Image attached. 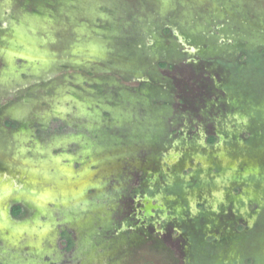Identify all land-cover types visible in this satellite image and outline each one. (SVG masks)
Here are the masks:
<instances>
[{"label": "rangeland", "instance_id": "1", "mask_svg": "<svg viewBox=\"0 0 264 264\" xmlns=\"http://www.w3.org/2000/svg\"><path fill=\"white\" fill-rule=\"evenodd\" d=\"M0 264H264V0H0Z\"/></svg>", "mask_w": 264, "mask_h": 264}, {"label": "trees", "instance_id": "2", "mask_svg": "<svg viewBox=\"0 0 264 264\" xmlns=\"http://www.w3.org/2000/svg\"><path fill=\"white\" fill-rule=\"evenodd\" d=\"M18 211H19L18 207L13 208V212L14 213H18ZM70 245H71V243H69L67 247H69Z\"/></svg>", "mask_w": 264, "mask_h": 264}, {"label": "flooded vegetation", "instance_id": "3", "mask_svg": "<svg viewBox=\"0 0 264 264\" xmlns=\"http://www.w3.org/2000/svg\"><path fill=\"white\" fill-rule=\"evenodd\" d=\"M67 243H70L69 241Z\"/></svg>", "mask_w": 264, "mask_h": 264}]
</instances>
